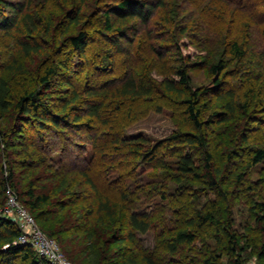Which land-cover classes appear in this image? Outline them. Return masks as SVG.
Instances as JSON below:
<instances>
[{"label":"trees","instance_id":"16d2710c","mask_svg":"<svg viewBox=\"0 0 264 264\" xmlns=\"http://www.w3.org/2000/svg\"><path fill=\"white\" fill-rule=\"evenodd\" d=\"M78 1L80 6L84 5V0ZM260 2L264 0H197L205 16L216 25H205L209 33L223 37L221 25L227 17L235 15L237 21L257 27L264 39V3ZM32 3L33 0H0V31L15 38L20 50L27 55L41 49L38 42L30 41L40 29L38 22L42 23L41 18H33ZM218 3L223 9L215 7ZM80 6L68 19L70 25L80 21ZM167 7L168 0H116L102 10V18L67 36L64 42L72 53L89 56L90 60L83 64L86 73L77 78L78 83L74 79L66 80L70 90L62 94L64 99L60 98L63 100L61 113L54 112L43 98L62 75L72 72V64L78 59L76 56L71 61L57 60L48 66L39 78V86H43L44 90L27 89L15 104L10 101V90L5 81H1L0 113L14 108L23 122L30 119L41 131L62 128L74 131L77 136L82 135L81 132L87 133L88 142L85 143L82 138L77 137L81 139L78 141L70 137L66 144L61 145V140L54 141L52 146H41L44 142L41 132L34 145L44 150L58 170L81 174L92 195L74 191L67 184L66 177L59 185L61 196L58 198L54 196L57 190L39 187L38 168L44 167L45 163L42 158L36 157V152L30 151L22 164L23 169L32 167L28 173L30 180L24 184L18 179L14 164L17 162L8 163L13 153L11 146L5 148L9 160L6 159L0 169L2 187L4 192L8 187L14 189L38 224L39 221L42 223L43 232L56 239L73 261L78 256L87 264H139V261L143 264H246L248 258L254 256L256 264H264V199L251 197L247 200L251 220L239 228H234V200L231 201L234 188L238 190L242 187L243 190L238 191L256 196L257 187L261 184L248 180L246 174L239 171L235 174L232 191L227 183L233 179V173L228 176V168L226 170L218 163L208 135L216 115L221 116L218 124L231 119L227 115L236 113H239L238 124L242 117L249 119V124L255 123L256 126H248L241 134L244 141L249 140L250 131L264 129V92L258 96L254 86L256 81L264 78V45L258 52L251 43L249 45V37L244 41L241 36L235 35L233 18V22L229 18V27L225 30L223 52L218 57L207 56L203 65L198 62L192 66L183 41L175 44L184 61L174 72L176 79L166 81L165 87L169 92L182 96L186 112L184 120L192 124V131L176 130L155 142L143 135H126L127 128L144 116L139 110L134 115L114 117L124 105L129 107L144 99L150 104L154 102L151 97L153 82L149 85L145 77L138 78L131 68L128 67L118 78L107 73L116 68V55L127 53L133 59L130 48L136 35L141 33V37L144 34L151 37L150 23L155 12ZM4 9L10 14H4ZM214 13L218 15L216 18L211 15ZM167 22L174 27L177 18H167ZM51 26H44L45 33L50 32ZM183 29L185 33L187 29ZM17 31L18 35L21 33L19 36ZM96 42L105 46L106 50L91 52ZM158 49L155 48V51L160 56L167 54L166 50ZM56 50L57 57L65 53L64 48ZM225 54L230 58H226ZM110 62L113 65H109ZM230 66L233 70H229ZM201 67L207 69L209 78L196 86L192 71ZM94 73V80L98 79L96 85L91 84ZM228 79H231L229 83ZM231 83L234 87L229 85ZM63 84L59 83V86ZM247 87L250 101L249 97H245L238 102V91L241 93ZM222 91L228 98L224 104L227 113L215 111L209 119H205L202 112L204 99ZM254 96L257 101L253 108ZM119 98L121 100H117ZM163 108V104H158L156 112L161 113ZM5 135L6 132L0 130V152L3 151L2 144L6 143ZM251 149L247 168L264 164V144ZM200 153L203 155L202 163L198 160ZM240 155V150H228V146L223 152L227 163L235 157L240 158ZM150 170L153 172H148ZM187 179L191 185L187 184ZM220 203H225L223 212L226 211V217L219 214ZM210 229H214L213 233ZM150 232L155 234L154 246L145 245L140 237ZM20 234L18 224L4 217L0 211V264H17L18 258L22 264H51L31 245L16 243Z\"/></svg>","mask_w":264,"mask_h":264},{"label":"rangeland","instance_id":"374dc122","mask_svg":"<svg viewBox=\"0 0 264 264\" xmlns=\"http://www.w3.org/2000/svg\"><path fill=\"white\" fill-rule=\"evenodd\" d=\"M115 1L116 0H84V5L81 4V7L79 5L80 2L78 1L77 3V0H33V3L30 6L32 16L35 20L41 18L42 23L38 22L40 24V29L38 30V33L34 35L35 38H30V41L38 42L41 46V49L39 52H32L31 55H27L24 51L20 50V46L17 44L15 38H11L9 34L7 35L5 32L0 31V86L1 81L4 80L5 84L10 90V101L12 100L13 104H15L18 97L22 95L27 89L32 90L38 88L41 89V91L44 90L42 89L44 88L43 86H39V78L43 71L48 66L56 63L57 60L66 61L69 59L71 61V59L76 56L78 59L73 63L74 65L72 64V72L62 75L58 80V83H54L53 88L46 93V98H43L46 105L50 106L54 112L61 113V104L63 103V100H60V98L64 99V95L62 94H65L70 90L67 83H65L66 80L74 79V81L78 83L79 81H77V78L82 77L84 72L86 73V71H83V64L90 60L89 56L81 57L74 55L71 48H68L67 45H65L64 39L71 34L79 32L82 27L90 23L92 24L93 21H97L99 18H102V10L112 5ZM260 3L263 4L264 2ZM77 6H80L82 17L78 23H72L70 25L68 19L70 16H74V10ZM215 7L217 9H223L219 3ZM203 10L204 9L202 8L201 4L197 3V0H168L167 9L157 10L152 19L153 21L150 23V29L153 32L152 36L149 37V35L144 34V36L141 37V33L136 35V39L130 48V50H132L131 57H133V59L129 58L127 53L116 55V59L114 60V65L116 68L110 70L107 75L118 78L124 74L125 70L129 67L134 71L138 78L145 77L148 80L149 85H151L153 82L152 85L154 87V92L151 96L154 101L153 104H150V101L144 99L142 102H135L129 107L124 105L122 110L116 112L114 117H118L117 115H119L121 118L128 114L134 115L137 110L140 111V114L144 115L139 121L127 128L126 135L128 137L143 135L149 137L152 139V141L157 142L158 140L174 133L176 130H182L184 132L192 131V124H189L184 120V117H186V112L182 104V96L173 92H169V90L165 87L166 81L175 78L174 72L179 68V66L182 65V62L184 61L180 49L176 48L175 46L177 42L183 41L184 48L187 50L188 55H190V59L192 61L190 63H192V66L198 62L199 64H202L203 60H205L207 56L212 55L218 57L221 54V51L223 52L222 41L226 36L225 30H227L229 27V25H227L228 21L231 19L233 22L234 19L232 25L234 29L236 28V32L234 31L233 33L235 35L241 36L244 41L249 37V45L251 43L252 47H255L258 52L263 48L264 39H262V35L260 32H258L259 29L254 26L251 27L253 24L248 25L246 22L241 23L240 21H237L235 15H230V19L227 17V21L225 20L223 26L221 25L224 30V34H222L223 37H219L215 34L214 35L216 37H214L213 34L206 30L205 25H216H213L214 23L209 21V18L205 16V13H203ZM4 14L8 15L10 12L4 9ZM216 14L217 13L211 15L215 17ZM174 17L177 18V24L176 26L172 27L171 24L167 22V18L173 19ZM237 23H239L238 26ZM46 24H49L50 26L52 25V28L48 34L44 31V26ZM183 28L187 29L185 33L182 32L184 30ZM18 33L19 32L17 31V36L21 34L20 33L18 35ZM22 36L24 35L22 34ZM92 46L94 49L92 48L91 52L95 50L104 52L106 50L105 46H102L97 42L93 43ZM57 48L60 50H63L64 48L65 50V53H63L60 57L56 56ZM155 48L166 50L167 54L163 52L164 57H162L160 56V53L155 51ZM225 55L226 58H230L227 54ZM110 63L109 65H113ZM232 68L233 67L230 66L229 70H233ZM262 72L264 71L262 70ZM192 75L194 77V84L196 86L206 82L209 78L208 71L204 67L195 69L192 71ZM91 76H96V73ZM93 80L91 84L96 85L98 79H95L94 81ZM229 80L231 79H228V83ZM59 83L64 84L61 87L59 86ZM254 84L256 93L259 96L260 93L264 92V78H262L260 81H256ZM229 85L234 87V83ZM238 92V102L243 100L245 97H249L248 101H250L248 87L241 93L240 91ZM223 94H225V91L224 93L222 91L216 95H209L204 99L202 104V112L205 119H209L212 113L215 111L218 113H227L224 104L227 102L228 98H226ZM260 98H258V100H260ZM117 100L121 99L119 98ZM253 100L252 107L254 108L257 101L255 96ZM158 104H163L164 106V110L161 113L156 112ZM262 105H264V102H262ZM258 106L260 105L258 104ZM131 107H134L133 110L130 109ZM129 111H131V113ZM237 114L239 113H236L235 115H227L228 117H231V119L224 122L223 124L217 123L221 116L216 115L213 117L215 122L208 131V135L212 143L211 145L213 146L212 149L214 154H216L218 163H221L220 165H222V168L226 167V170L228 168V172H230L228 176L233 173V179H229L227 183L231 190L233 191L232 188L234 185V179L236 178L235 174H238L239 171H242L244 174H246L248 180L261 184L257 187L258 192L256 196H253L251 193L246 195L244 192L238 191L243 190L242 187H239L238 190L237 188H234V190H237H235L231 196V201L234 200L232 210V214L235 218L234 228H239V226H243L247 220H251L249 217V207L246 205L247 200L251 199V197H255L258 200L264 199V164L261 163L248 168L246 166L249 162L248 154L249 151L252 150L251 148L262 146L264 144V129L256 128L254 131H250V133L248 132L250 138L248 141H244L241 134L246 132L248 126H256V124H249V119L246 120L244 117L239 120L240 123L238 124L237 119L239 116ZM0 130L6 132L4 137V142L6 143L2 144L4 147L3 151L0 152V169L5 165V160H9L7 157L8 153L5 148L11 146L10 150H12L13 153L11 154V161L8 163L11 164L13 161L17 162L14 164L17 166L18 179L26 184L30 180L28 173L32 171V167L26 166L23 169L22 164L26 160V156L29 151L36 152V157L40 159L42 158V162L45 163L44 167L38 168V170H40L37 174L39 177L37 185L39 187L45 186L49 187V189L57 190L54 191V196L58 198L61 196L60 192H58L60 189L59 185L63 180L62 178L66 177L67 184L72 186L74 191L78 193L83 191L87 192L88 195H92V191L84 183V178L81 174L78 172H72L71 170H58L49 161V157L44 152V150L41 148H35L34 145V143L39 140L38 135L41 132L44 134V142L41 146H52L54 141L61 142V140V145L66 144V140H69L70 137H74L78 141L81 140L78 138H82V142L85 143L87 141L86 132H81L82 135L77 136L74 131H65L62 128H58L55 131H41L38 129L37 125L30 122V119H25L23 122L20 114L17 110H14V108H12L7 113H0ZM58 133L61 135H58ZM227 146L228 150L236 148L237 150L241 151V157L233 158V161L229 162L230 164L227 163L228 161L225 159L226 157L223 156V152ZM27 148L28 150H26ZM202 157L203 155L200 153L198 156L199 163L203 162L201 159ZM239 165H242L240 166L241 168L238 167ZM148 172L153 171L150 170ZM1 173L2 172L0 171V211L2 212L6 206L7 190L4 192L2 187ZM186 182L188 185H191L189 183L191 182L189 179H187ZM211 196L212 198H216L213 195ZM75 207L77 210L78 207ZM223 209L225 210V203H220L219 214L226 217V211L224 213ZM151 210L152 207L149 209V211ZM47 223L48 222H46L45 225ZM38 226L42 228V223H40V221ZM213 230L214 229H210V233H213ZM140 237L144 241L145 245L154 246V232H150L147 235H140ZM115 248L117 249L118 247ZM65 256L67 257L66 254ZM70 261L73 264H87V261L78 256L74 258V261L72 259ZM256 261L257 259L254 256H250L246 264H256ZM16 262L17 264H22L20 258H18ZM139 264H143V262L139 261Z\"/></svg>","mask_w":264,"mask_h":264},{"label":"built area","instance_id":"2783aa9c","mask_svg":"<svg viewBox=\"0 0 264 264\" xmlns=\"http://www.w3.org/2000/svg\"><path fill=\"white\" fill-rule=\"evenodd\" d=\"M1 213L18 224L21 230L16 243L31 245L51 264H73L63 253L59 242L46 235L38 226L35 217L20 202L13 188H7L6 206Z\"/></svg>","mask_w":264,"mask_h":264}]
</instances>
